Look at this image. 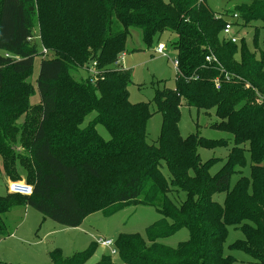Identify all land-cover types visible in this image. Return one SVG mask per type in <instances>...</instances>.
<instances>
[{
    "label": "trees",
    "instance_id": "obj_1",
    "mask_svg": "<svg viewBox=\"0 0 264 264\" xmlns=\"http://www.w3.org/2000/svg\"><path fill=\"white\" fill-rule=\"evenodd\" d=\"M203 1L0 0V157L13 181L23 169L33 189L0 196V236L7 233L2 215L18 206L75 228L93 213L110 217L120 204L136 201L161 218L146 237L118 234L120 262L106 252L93 264H236L224 252L231 226L244 234L231 248L264 264V39L257 41L256 26L254 50L244 36L238 43L223 36L229 15L264 29V0L225 13ZM132 29L148 48L162 43L165 32L176 36L175 88H158L152 99L162 114L157 143L147 139L151 102L132 103V73L113 67L127 52ZM41 47L53 56H43ZM211 53L218 62L206 61ZM37 57L34 87L27 77ZM79 69L86 77L77 81L72 71ZM36 92L39 112L30 101ZM183 104L214 110L219 120L212 128L231 139L182 136ZM231 140L212 174L223 158L203 161L199 150L228 148ZM179 191L185 199L177 204L170 194ZM217 193L225 194L223 202L214 199ZM183 228L190 236L177 247L159 241ZM97 248L94 241L71 256L60 248L49 256L52 264H87Z\"/></svg>",
    "mask_w": 264,
    "mask_h": 264
},
{
    "label": "rangeland",
    "instance_id": "obj_2",
    "mask_svg": "<svg viewBox=\"0 0 264 264\" xmlns=\"http://www.w3.org/2000/svg\"><path fill=\"white\" fill-rule=\"evenodd\" d=\"M204 1L211 9L222 13H225V11L231 12L236 5L249 2V0ZM225 18L234 21L231 15ZM240 24L242 23L240 22ZM240 24H236L234 32L240 37L244 36L248 47L254 50L256 34L254 28L255 26L258 27L257 41L259 43L264 39V29L258 23L247 26ZM36 32H39L38 26ZM160 41L167 47L165 51L166 55L155 51L157 45L151 48L146 47L142 41L141 32L132 29L124 59L120 61V65H118L119 63L113 65L114 68H124L132 73V82L129 85V99L132 103L151 102L153 115L147 124V139L150 143L158 142L162 124V114L156 111L155 104L152 102L155 91L158 88H175L177 77V70L174 66L177 52L173 45L176 41V36L171 32H165L161 34ZM42 55L51 57L53 53L47 49ZM40 63L41 58L37 57L33 72L27 77V81L31 82L34 87L39 74ZM72 74L77 81L86 77L84 69L72 71ZM30 101L35 108L34 111L39 112V93L36 92L31 96ZM23 119V117L20 118L18 123H22ZM218 120L214 110H198L195 107L183 104L181 107L179 130L184 137L196 133L209 138L224 137L231 139L230 135L212 128L213 124ZM83 126H86V123ZM99 129L104 132L100 126ZM231 145L232 140L228 148H202L199 150L203 161L212 157L223 158L212 167V174L216 173L224 164ZM17 150L20 151L22 148L19 146ZM162 170L169 176L165 164ZM20 173L22 179L20 181H13L5 173L2 158L0 157V196H5L8 192H11L9 191V186L12 183L32 187L26 182V172L22 169ZM245 173H248V169L245 170ZM236 179L237 176L234 175L231 180L232 184ZM170 196L177 204L185 199V193L182 191L173 192ZM224 196V193H217L214 195V199L223 202ZM119 208L120 210L110 217H105L101 211L93 213L85 218L79 227L72 228L45 217L41 212L32 207H15L7 214L2 215V219L7 226V233L4 236H0V264H52L49 252L55 248H60L65 256H71L75 252L86 249L99 237L115 240L119 233H139L146 237V228L161 218L155 207L136 205V201L122 203L119 205ZM189 236V230L183 228L159 241L167 246L177 247L180 242L187 240ZM243 237L242 231L232 226L229 227L224 249L225 254L233 255L237 259L236 264H257L250 254L243 250L231 248L232 243ZM113 259L116 262H120L117 254L113 255Z\"/></svg>",
    "mask_w": 264,
    "mask_h": 264
},
{
    "label": "built area",
    "instance_id": "obj_3",
    "mask_svg": "<svg viewBox=\"0 0 264 264\" xmlns=\"http://www.w3.org/2000/svg\"><path fill=\"white\" fill-rule=\"evenodd\" d=\"M237 18H238V16L236 14L233 15L234 21L228 19V21H227V23L223 29V36L225 37V39L231 40L233 43H237L240 40V36H238V34H236L234 32V28L236 26L235 21L237 20ZM166 48L167 47L164 43H160L156 46L155 50L157 53H160L162 55H166L165 54ZM46 50H47L46 48H42V52H46ZM124 55H125V53H122L119 56V58L116 62V65H117V63H119L118 65H120V61H122L124 59ZM206 61L209 63H211L213 61L218 62L217 58L212 53L206 56ZM96 65H97V63H94L93 67L91 69H89V71L91 73L95 72ZM174 66L178 72L179 71V61L177 58L174 60ZM119 69H124V68H119ZM226 78L230 79V77L227 75H226ZM215 85L218 89L221 87V82H220L219 78L215 79ZM9 191H11V193H20V194L30 195V194H32L33 189H32V187H29V186L24 185V184L12 183L9 186ZM95 241L98 243V247L100 249V257L104 253H106V251L108 253H110L112 256L117 254L118 251H117V248L114 244V239L99 237Z\"/></svg>",
    "mask_w": 264,
    "mask_h": 264
},
{
    "label": "crops",
    "instance_id": "obj_4",
    "mask_svg": "<svg viewBox=\"0 0 264 264\" xmlns=\"http://www.w3.org/2000/svg\"><path fill=\"white\" fill-rule=\"evenodd\" d=\"M156 51V50H155ZM28 206H26L27 208ZM100 249L99 247L97 248L95 254L93 255V257L89 260V262L87 264H93L94 262H97L100 259Z\"/></svg>",
    "mask_w": 264,
    "mask_h": 264
}]
</instances>
